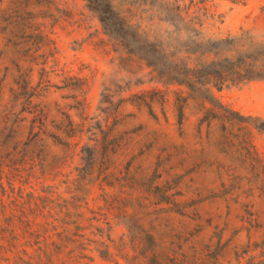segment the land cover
Listing matches in <instances>:
<instances>
[{"label":"rangeland","instance_id":"374dc122","mask_svg":"<svg viewBox=\"0 0 264 264\" xmlns=\"http://www.w3.org/2000/svg\"><path fill=\"white\" fill-rule=\"evenodd\" d=\"M200 5L205 35L264 38V0ZM215 95L250 118L116 48L85 0H0V146L33 159L10 194L80 212L89 262L235 264L264 237V79Z\"/></svg>","mask_w":264,"mask_h":264},{"label":"trees","instance_id":"16d2710c","mask_svg":"<svg viewBox=\"0 0 264 264\" xmlns=\"http://www.w3.org/2000/svg\"><path fill=\"white\" fill-rule=\"evenodd\" d=\"M201 2L85 0V6L116 48H124L167 82L183 85L187 96L247 120L249 115L221 103L215 91L264 79V38L253 39L243 29L205 35L202 16L207 8ZM90 154L86 162L91 161ZM30 160L24 150L0 146V264H94L82 252L80 212L55 208L56 197L51 194L29 193L26 199L20 192L10 194L15 176L31 168ZM235 256V264H264V237Z\"/></svg>","mask_w":264,"mask_h":264}]
</instances>
